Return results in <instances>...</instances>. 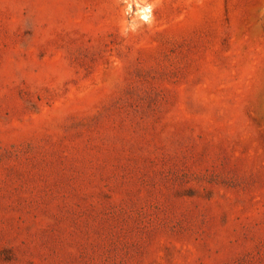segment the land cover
<instances>
[{
  "label": "rangeland",
  "instance_id": "374dc122",
  "mask_svg": "<svg viewBox=\"0 0 264 264\" xmlns=\"http://www.w3.org/2000/svg\"><path fill=\"white\" fill-rule=\"evenodd\" d=\"M0 264H264V0H0Z\"/></svg>",
  "mask_w": 264,
  "mask_h": 264
}]
</instances>
